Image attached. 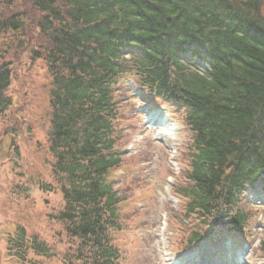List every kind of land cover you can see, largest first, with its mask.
I'll return each instance as SVG.
<instances>
[{
  "label": "trees",
  "instance_id": "1",
  "mask_svg": "<svg viewBox=\"0 0 264 264\" xmlns=\"http://www.w3.org/2000/svg\"><path fill=\"white\" fill-rule=\"evenodd\" d=\"M13 4L31 8L6 12ZM26 25L47 38L30 56L51 74L48 150L64 201L53 218L77 242L64 264H123L113 231L125 197L110 178L125 162L115 92L126 74L191 130L188 181L173 191L187 199L181 214L207 230H191L182 246L224 224L245 227V191L264 181V0H0V37ZM12 77L0 49V117L12 106ZM9 238L22 263L52 254L25 227Z\"/></svg>",
  "mask_w": 264,
  "mask_h": 264
},
{
  "label": "rangeland",
  "instance_id": "2",
  "mask_svg": "<svg viewBox=\"0 0 264 264\" xmlns=\"http://www.w3.org/2000/svg\"><path fill=\"white\" fill-rule=\"evenodd\" d=\"M25 7L31 8L30 4H13L5 11H23ZM46 41L38 25H26L22 32L0 37V49L13 74L8 91L12 106L0 117V264H25L9 252V237L15 236L19 227H25L29 235L37 234L52 253L47 257L30 252L31 261L64 264L65 258L77 252V242L53 218L64 201L55 183L48 150L51 74L45 61H32L30 56V50ZM115 96L123 108L118 134L125 162L110 179L125 197L119 206L122 229L113 231L121 263L198 264L208 260L209 264H241L238 250H245L249 243L244 264H264V252L259 248L264 239V202L249 203L254 193L264 195V181L257 182L260 187L246 190L241 208L250 217L245 227L234 224L238 229L228 231L229 225L224 224L220 236L207 235L205 239L213 240V244L209 243L213 248L203 253L204 245L192 253L182 243L191 230L205 227L196 215L181 214L187 199L173 191L179 181H188L182 173L189 167L191 130L181 113L148 95L132 74L119 78ZM160 106L167 114V122L172 123V131H156L146 118L145 109L157 112ZM44 185L51 189L46 190ZM225 245L232 247L224 250ZM187 257L189 261L184 263Z\"/></svg>",
  "mask_w": 264,
  "mask_h": 264
},
{
  "label": "bare ground",
  "instance_id": "3",
  "mask_svg": "<svg viewBox=\"0 0 264 264\" xmlns=\"http://www.w3.org/2000/svg\"><path fill=\"white\" fill-rule=\"evenodd\" d=\"M153 116H149L150 119L154 122V124H156L157 126L155 127L156 129H164V128H168L170 130H172V127L169 123H167L166 117H158L155 114H152Z\"/></svg>",
  "mask_w": 264,
  "mask_h": 264
}]
</instances>
